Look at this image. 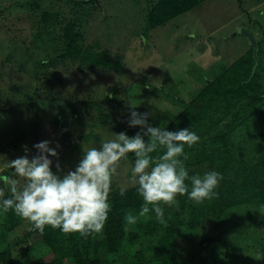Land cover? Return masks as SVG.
<instances>
[{
    "label": "trees",
    "instance_id": "trees-1",
    "mask_svg": "<svg viewBox=\"0 0 264 264\" xmlns=\"http://www.w3.org/2000/svg\"><path fill=\"white\" fill-rule=\"evenodd\" d=\"M103 1L69 0L72 4L70 15H65L59 8L42 11L44 23H56L57 37L56 55L41 62L46 64L59 60L67 67L74 64L82 73L102 70L115 71L120 78L125 76L130 69L126 67L124 58L113 57L105 48L109 47L113 36L105 18L113 19L115 15L107 13ZM119 1L108 0L115 6ZM132 1V5L138 6V16L143 13L141 21L146 24L147 35L151 29L171 22L208 0ZM24 5L31 10L41 6L40 0L25 2ZM96 12L104 16L100 19L101 23H106L104 28L99 29L100 41L87 42L86 34L91 31L85 24L88 22L86 18L94 17ZM263 50L264 36L232 65L225 64V71L220 76L208 78L204 88L186 103V108L177 116H171L169 110L155 115L144 105L135 110L151 113L149 123L154 127L173 132L191 128L199 135L200 158L185 161V164L190 169V175H202L208 171L223 174L224 179L217 189L218 198L198 204L189 200L187 195L178 196V206L162 205L165 210L163 223L156 220L154 212H150L135 225H129L125 214H138L143 200L134 186L128 187L124 195L120 194L121 187H118L112 189L109 196L111 210L104 230L87 237L79 233L65 234L51 227L40 233L30 230L28 222L13 211L0 213V264H212L213 260V264H264V64L260 61ZM129 53L125 49L124 57ZM132 57L130 60L133 63ZM1 62L0 70L5 72L10 68L7 61ZM37 76L44 81L41 74ZM45 86L42 83V87ZM118 87V84L109 87L101 101L95 97L93 89L86 94L80 89L68 92L62 101L56 99L58 115L55 120L51 113L47 115L39 107L28 109L26 112L33 114L34 119L29 122L28 118L26 127L33 123L40 133L49 124L56 125V130L59 129L63 135V151L68 152L71 158H77L79 163L82 145L90 143L91 146L101 141V134L94 128L111 126L109 123L115 120L114 114H117L114 112L116 107L125 109L131 104L127 97L119 95L121 88ZM40 94L32 93L33 96L27 97V100L32 101L31 98L36 95L47 100L51 98L46 92ZM54 97L61 98L62 95L58 93ZM26 104L29 106L28 101ZM253 105L259 108L255 109ZM65 110L80 116L84 114V117L91 116L94 111L97 119L83 117L86 121H94L91 122V130L74 135L73 123L65 117ZM255 111L262 114L252 119L251 113ZM226 117L229 119L224 122ZM248 121L259 129L249 130L251 123ZM242 128L245 134L235 135ZM124 129L130 137L141 131L139 126L133 128L128 124L124 125ZM18 134L22 135L15 136L9 144L0 143V154L18 147L16 143L20 142L18 140L23 137V132ZM144 139L147 143L150 138L145 136ZM158 151L162 154L164 149ZM133 156L134 153H129L127 158L134 162ZM53 171H57L55 165ZM0 176L12 177V171L5 170ZM3 182L0 180V183ZM210 222L213 229L203 231L202 227ZM183 239L187 240L186 244Z\"/></svg>",
    "mask_w": 264,
    "mask_h": 264
},
{
    "label": "rangeland",
    "instance_id": "rangeland-1",
    "mask_svg": "<svg viewBox=\"0 0 264 264\" xmlns=\"http://www.w3.org/2000/svg\"><path fill=\"white\" fill-rule=\"evenodd\" d=\"M29 1L34 0H0V68L2 60L10 65L5 72L0 70V143L9 144L15 136L22 135L18 133L23 132V137L18 140L20 142L16 143L18 147L0 154V168H3L8 160L25 155V146L31 149L30 157L37 155L33 145L45 140L50 141L54 148L57 144L61 146L57 149L59 158L50 157L53 159V165L60 164L61 171L58 174L73 171L78 165L77 158H71L68 152L63 151V135L59 129L56 130V125L49 124V127L40 133L33 123L26 127L28 118L29 122L34 119L33 114L26 112L28 109L39 107L45 114L51 113L52 119L55 120L58 115L56 99L62 101L68 92L80 89L86 94L93 89L95 97L101 101L108 88L118 84V88H121L119 95L127 97L131 104L125 109L116 107L114 112L117 114H114L115 120L109 123L111 126L94 128L101 134L102 141L110 138L112 132L126 133L124 125L128 124L131 111L139 107L145 106L155 115L166 110L170 111L171 116L182 113L186 103L204 88L208 78L218 76L225 71L223 70L225 64L232 65L252 48L254 42L241 32L242 29L252 33L256 41L264 36V0H208L171 22L151 29L147 35L146 24L141 21L143 13L140 12L138 16V6L132 5V0H121L117 6L104 0L107 13L115 15L113 19L105 18L113 31V36L110 35L112 41L110 40L109 47L105 48L115 58L122 56L130 70H127L122 78L115 71L95 70L82 73L74 64L67 67L59 60L46 64L41 62L46 58L51 60L50 58L56 55L57 37L56 23L53 25L44 23L42 11L45 9L54 11L59 8L65 15H70L72 4L68 2L69 0H40L41 6L31 10L24 5ZM94 14V17L86 18L88 22L85 24H88L91 31L86 34L87 42H94L96 39L100 41L99 29L104 28L106 23L100 21L104 16L98 12ZM125 49L132 53L124 57ZM131 57L134 59L133 63ZM260 58L264 64V50ZM4 65L6 66V63ZM40 74L41 80L44 81L38 79L37 75ZM42 83L46 86L42 87ZM35 92L39 95L46 92L51 98L47 100L46 97L36 95L31 98L32 101L27 100V97L33 96L32 93ZM58 93H61V98L54 97ZM27 101L29 106L26 104ZM254 108L257 109L259 106ZM262 111L264 112V106ZM93 112L91 116L84 117V114L80 116L65 110V117L71 124L73 123L71 128L74 135L88 133L91 130L90 125L94 121H86L84 118L96 120ZM255 112L251 113L252 119L262 114L260 111ZM228 119L229 117H226L224 122ZM249 122L251 128L248 129L256 131L257 126L252 121L247 123ZM244 134V128L235 133L237 136ZM101 141L99 145L93 143L90 146V143H85L82 146L85 149L99 147ZM185 152L189 155L187 161L198 160L201 152L200 143L192 147L186 145ZM133 157L135 161V156ZM133 164L129 158L121 161L118 175L114 176L112 181V189L131 187L129 177ZM8 169L12 171V178L20 179L14 176V170L11 168L3 171ZM3 185L4 182L0 183V187ZM207 224L202 227L203 231L213 229L212 222ZM203 231L200 232L201 235ZM184 240L183 243L186 244L187 240ZM213 262L214 260L212 264Z\"/></svg>",
    "mask_w": 264,
    "mask_h": 264
},
{
    "label": "clouds",
    "instance_id": "clouds-1",
    "mask_svg": "<svg viewBox=\"0 0 264 264\" xmlns=\"http://www.w3.org/2000/svg\"><path fill=\"white\" fill-rule=\"evenodd\" d=\"M150 115L149 112L131 111L127 123L129 127L139 126L140 132L132 137L125 132H112L99 147H83L75 170L63 175L58 174L61 171L59 163L55 165L57 171H53L50 158H59V144L54 148L47 140L36 143L33 147L38 154L31 157V149L25 146V155L8 160L0 168V172L11 168L14 176L20 178L0 176L4 181V186L0 187V213L13 211L28 222L30 230L40 233L51 227L83 237L99 234L108 222L113 178L129 153L135 156L129 184L136 188L143 203L138 214H125L127 224L135 225L150 212L163 223L165 210L162 205L178 206V196L187 195L198 204L218 198L217 189L224 179L223 174L208 171L190 175L185 164L189 159L185 146L197 144L199 135L191 128L173 132L154 127L149 123ZM145 136L150 138L147 143ZM158 149H164L163 153H158ZM153 153L158 154L153 156ZM126 189L127 186H122L120 194L124 195Z\"/></svg>",
    "mask_w": 264,
    "mask_h": 264
},
{
    "label": "water",
    "instance_id": "water-1",
    "mask_svg": "<svg viewBox=\"0 0 264 264\" xmlns=\"http://www.w3.org/2000/svg\"><path fill=\"white\" fill-rule=\"evenodd\" d=\"M241 32L244 33L246 36H248L254 42V46H256V39L253 37V35L250 32H248L246 29H242Z\"/></svg>",
    "mask_w": 264,
    "mask_h": 264
}]
</instances>
